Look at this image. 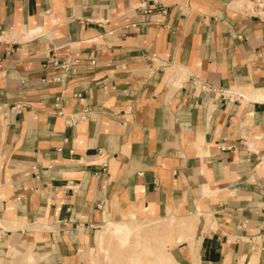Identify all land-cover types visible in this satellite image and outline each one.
<instances>
[{"label": "crops", "instance_id": "obj_1", "mask_svg": "<svg viewBox=\"0 0 264 264\" xmlns=\"http://www.w3.org/2000/svg\"><path fill=\"white\" fill-rule=\"evenodd\" d=\"M260 2L0 0V264L159 218L180 264H264Z\"/></svg>", "mask_w": 264, "mask_h": 264}, {"label": "rangeland", "instance_id": "obj_2", "mask_svg": "<svg viewBox=\"0 0 264 264\" xmlns=\"http://www.w3.org/2000/svg\"><path fill=\"white\" fill-rule=\"evenodd\" d=\"M167 223L163 232L151 230V226L160 222ZM195 219L168 218L147 219L127 222L133 227V232L125 239L111 234L112 222L103 226L96 234L93 250L95 264H180L169 249V233H176L181 242L187 233L194 230ZM26 255V254H25Z\"/></svg>", "mask_w": 264, "mask_h": 264}, {"label": "bare ground", "instance_id": "obj_3", "mask_svg": "<svg viewBox=\"0 0 264 264\" xmlns=\"http://www.w3.org/2000/svg\"><path fill=\"white\" fill-rule=\"evenodd\" d=\"M150 229L157 232H163L167 229V223L164 221L160 223H155L154 225L151 226ZM110 232L112 235L120 239H125L133 232V227L127 224V222L114 221L112 222V227Z\"/></svg>", "mask_w": 264, "mask_h": 264}, {"label": "built area", "instance_id": "obj_4", "mask_svg": "<svg viewBox=\"0 0 264 264\" xmlns=\"http://www.w3.org/2000/svg\"><path fill=\"white\" fill-rule=\"evenodd\" d=\"M254 1H255V5H256V6H261V5H262V3L260 2V0H254ZM82 117H83V116H82ZM69 120H71V122L74 121L72 116L69 117Z\"/></svg>", "mask_w": 264, "mask_h": 264}]
</instances>
